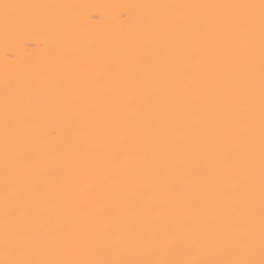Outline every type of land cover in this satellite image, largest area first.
I'll list each match as a JSON object with an SVG mask.
<instances>
[{
  "label": "snow or ice",
  "instance_id": "obj_1",
  "mask_svg": "<svg viewBox=\"0 0 264 264\" xmlns=\"http://www.w3.org/2000/svg\"><path fill=\"white\" fill-rule=\"evenodd\" d=\"M0 40V264H264V0H0Z\"/></svg>",
  "mask_w": 264,
  "mask_h": 264
},
{
  "label": "bare ground",
  "instance_id": "obj_2",
  "mask_svg": "<svg viewBox=\"0 0 264 264\" xmlns=\"http://www.w3.org/2000/svg\"><path fill=\"white\" fill-rule=\"evenodd\" d=\"M35 2L46 3H82V4H121L139 3L147 0H35ZM155 2H185V0H155ZM96 14L101 20L111 15L110 10L99 9ZM95 23V21H94ZM45 45V37L40 32H26L18 40L11 42L9 53L16 55L22 63L26 65H39L42 62V50ZM5 60V48L0 40V70L3 68ZM45 133L50 134L49 139L58 141L64 134L63 126L55 118L49 119L45 124Z\"/></svg>",
  "mask_w": 264,
  "mask_h": 264
}]
</instances>
